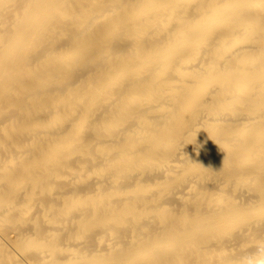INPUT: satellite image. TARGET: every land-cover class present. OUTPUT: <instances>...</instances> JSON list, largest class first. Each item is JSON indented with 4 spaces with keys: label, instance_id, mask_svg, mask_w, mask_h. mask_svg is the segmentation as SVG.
<instances>
[{
    "label": "bare ground",
    "instance_id": "obj_1",
    "mask_svg": "<svg viewBox=\"0 0 264 264\" xmlns=\"http://www.w3.org/2000/svg\"><path fill=\"white\" fill-rule=\"evenodd\" d=\"M0 264H264V0H0Z\"/></svg>",
    "mask_w": 264,
    "mask_h": 264
}]
</instances>
